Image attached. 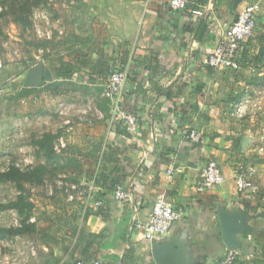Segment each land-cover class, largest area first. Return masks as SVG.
Segmentation results:
<instances>
[{"label": "crops", "instance_id": "0c3cea01", "mask_svg": "<svg viewBox=\"0 0 264 264\" xmlns=\"http://www.w3.org/2000/svg\"><path fill=\"white\" fill-rule=\"evenodd\" d=\"M83 1L91 17L90 43L63 60L73 62L75 81L55 77L46 89L60 96L63 84L55 83L82 85L73 91L81 95V100L73 96L75 104L59 100L63 117L56 134L67 139L65 159L79 173L71 179L64 174L55 182L56 189L65 190L64 198L50 189L39 198L38 263L100 258L104 264H158L154 248L171 243L184 264H219L229 250L219 222V211L225 209L246 211L251 228L239 237L235 264H264V194H240L234 187L240 166L251 170L264 187V1L237 70H213L203 60L235 20L236 11L253 0H242L236 8L234 0H188L184 12L172 11L169 0ZM195 10L202 16L192 15ZM201 18H206L207 29L196 40ZM114 70L127 72L117 107L139 114L135 134L126 132L124 121L101 96ZM234 103L244 107L240 118L231 116ZM72 108L75 116L69 119ZM190 131L199 134L198 143L187 138ZM209 160L219 164L225 181L196 192ZM61 182L77 185L81 194L69 200L67 184ZM118 185L128 194L121 202L112 197ZM159 196L181 207L185 217L169 236L152 244L135 223L146 219ZM95 201L102 206L95 207Z\"/></svg>", "mask_w": 264, "mask_h": 264}, {"label": "rangeland", "instance_id": "374dc122", "mask_svg": "<svg viewBox=\"0 0 264 264\" xmlns=\"http://www.w3.org/2000/svg\"><path fill=\"white\" fill-rule=\"evenodd\" d=\"M88 14L87 3L83 0H0V172L10 166L20 170L43 166L40 184L23 181V189L19 191L12 182L0 183V204H7L22 195L34 204L31 222H35L42 206L39 198L49 194L47 189L56 191L54 195L61 192L59 195L64 198L65 190L56 189L55 182L64 174L63 178L71 179L79 173L76 165L65 159L66 149L70 146L66 138L58 136L54 140L58 158L52 162H46L36 142L45 133L58 134L57 126L63 117L59 115L63 105L58 102L65 100L75 104L73 96L81 100V95L77 97L73 91L82 85L75 84L74 88L73 82L55 83V87L63 84L60 86L63 89L58 90L60 96H55L47 93L46 89L52 85L44 82V87L39 90L37 87L35 92L22 96L24 78L38 63L54 76L55 68L64 59H72L76 49L88 45L87 34L91 26ZM53 79L54 82L55 76ZM87 79L86 83L90 81ZM73 110L67 115L69 119L75 116ZM40 117L48 121V125L41 122ZM60 140L65 147L57 151ZM62 184L71 185L70 182H61L60 186ZM20 220L15 210H0V227H17ZM37 234L39 237L31 234L0 239V264H39L42 250L39 231Z\"/></svg>", "mask_w": 264, "mask_h": 264}, {"label": "built area", "instance_id": "2783aa9c", "mask_svg": "<svg viewBox=\"0 0 264 264\" xmlns=\"http://www.w3.org/2000/svg\"><path fill=\"white\" fill-rule=\"evenodd\" d=\"M264 0H253L243 3L237 10L235 20L225 28L224 33L220 36L216 45L210 51L203 64L213 70L229 68L237 70L239 67L238 59L242 51L243 44L253 35L257 26V17L261 12ZM188 0H169V8L174 12H184L187 8ZM201 10L192 11V15L202 16ZM127 83V72L125 70H114L110 73L108 79L102 86L103 97L110 102L112 111L124 121L125 130L130 134H135L139 130L140 116L137 113H126L120 111L117 103L121 97ZM131 89L136 90V86ZM231 116L240 118L244 114L242 103H234L230 105ZM187 138L194 143H198L200 136L196 131H190L186 134ZM58 151L65 147L62 140L59 141ZM174 170H168V174H172ZM225 178L219 164L215 160H209L203 169L201 179L197 183L196 192H204L215 186L223 184ZM234 187L240 194H264V187L259 186L254 180L253 172L242 166L238 167L234 177ZM66 193L69 200H73L77 194H81L77 185H67ZM112 197L115 201L121 202L127 199L126 190L118 185L114 188ZM90 197V194L87 195ZM95 207L100 208L102 202L95 201ZM185 217V211L181 207H175L167 202L163 196H159L151 211L143 221H137L135 227L141 231L144 239L152 244H157L165 237L169 236L173 225ZM32 220V219H31ZM238 257L237 250H228L219 264H234ZM75 264H104L100 258L90 261H77Z\"/></svg>", "mask_w": 264, "mask_h": 264}, {"label": "trees", "instance_id": "16d2710c", "mask_svg": "<svg viewBox=\"0 0 264 264\" xmlns=\"http://www.w3.org/2000/svg\"><path fill=\"white\" fill-rule=\"evenodd\" d=\"M206 29V18H201L198 22L197 30L195 32L196 40H200L202 38ZM248 40L243 44L242 48L245 49V45L247 44ZM241 53H243V49ZM55 70L56 71L54 76L57 79L62 78L68 80L71 79L76 73L73 62H62V64L55 68ZM35 91V88H23L22 96H28ZM57 138L58 135L45 133L36 142V146L38 147L39 152H41L44 156L46 162H52L57 160L58 158L53 144L54 140H56ZM42 173L43 166L37 168H28L25 170H20L15 166H10L7 170L0 172V183L12 182L16 185L19 191H22L23 188L21 186V183L23 181L31 183L36 182L40 184L42 182ZM34 208V204L31 203L30 200H26L22 195H19L15 200L7 204H0L1 211L15 210L21 219L19 222V226L17 227H0V239H8L31 234H35L36 236H38L37 233L39 230L36 224V220L35 222H31V219L34 216Z\"/></svg>", "mask_w": 264, "mask_h": 264}, {"label": "water", "instance_id": "95a60500", "mask_svg": "<svg viewBox=\"0 0 264 264\" xmlns=\"http://www.w3.org/2000/svg\"><path fill=\"white\" fill-rule=\"evenodd\" d=\"M242 0H234L233 7L236 8ZM51 71L45 68L41 63L29 69L24 78V88H35L41 86L44 82L52 81ZM245 143H243L244 146ZM247 212L241 211H228L221 209L219 211V222L222 233V239L225 246L229 250H234L241 246L242 241L240 236L250 232L251 228L247 224ZM153 258L158 264H184L174 251L171 243L157 246L153 250Z\"/></svg>", "mask_w": 264, "mask_h": 264}]
</instances>
